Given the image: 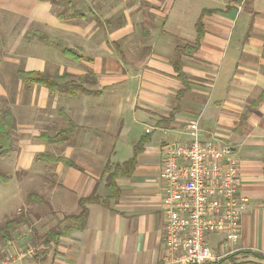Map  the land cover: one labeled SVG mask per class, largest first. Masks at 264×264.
<instances>
[{
  "label": "crops",
  "instance_id": "obj_1",
  "mask_svg": "<svg viewBox=\"0 0 264 264\" xmlns=\"http://www.w3.org/2000/svg\"><path fill=\"white\" fill-rule=\"evenodd\" d=\"M204 10L214 12L202 16L198 49L177 52L195 43ZM19 71L68 74L90 92H52ZM263 95L264 0H0V101L17 122L1 161L15 169L16 197L41 205L22 211L32 224L15 235L39 251L14 264H167L163 146L190 142L194 121L201 139L234 147L249 204L237 239L210 235L209 264H264ZM60 132L65 141L52 137ZM45 151L76 167L37 160Z\"/></svg>",
  "mask_w": 264,
  "mask_h": 264
},
{
  "label": "built area",
  "instance_id": "obj_2",
  "mask_svg": "<svg viewBox=\"0 0 264 264\" xmlns=\"http://www.w3.org/2000/svg\"><path fill=\"white\" fill-rule=\"evenodd\" d=\"M198 125L194 121L189 126L190 142L163 146L160 178L167 264L217 261L210 248V235L223 233L237 239L242 215L249 206L240 192L234 147L220 138L201 139ZM16 242L8 239L0 245V264L37 255V245L16 246ZM222 247L226 249V243Z\"/></svg>",
  "mask_w": 264,
  "mask_h": 264
},
{
  "label": "trees",
  "instance_id": "obj_3",
  "mask_svg": "<svg viewBox=\"0 0 264 264\" xmlns=\"http://www.w3.org/2000/svg\"><path fill=\"white\" fill-rule=\"evenodd\" d=\"M206 12H214V10H204L201 13L200 18L198 19V21L196 22V28H197V37H196V41L194 44L189 45H177V52H187V54H191L193 52H195L199 45H200V40L202 39L203 35H204V28H203V24H202V16L204 15V13ZM174 66H175V70L179 76V78L181 79V81L183 82L185 89L188 88L189 86V77L187 75V73L183 70V61L182 58L180 56H177L174 62ZM18 76L20 79H22L23 82L27 83V84H41L43 86L48 87L52 92L54 91H60V92H68L71 94H78L79 92H83L88 94L90 91L86 90L84 88V86L81 84L82 81H80L81 83H77L75 80H72L70 78V75L68 74H62V75H55V76H49L46 73H42V72H36V71H30V72H26V71H19ZM182 90L179 91V97L182 95ZM263 96H261V98H263ZM172 117V116H170ZM170 117L167 118V120L170 121ZM17 126V122H16V118L15 115L12 111V109L8 106H4L2 104V102L0 101V159H3L5 157H7V155L10 153V151L12 150V142H13V132L15 131ZM64 132H60L59 134L56 135H52V137L54 138H60L62 141H65L67 139V137H65ZM47 135H43L42 139H46ZM138 150H140V146L139 148L137 147L136 152H138ZM50 156L51 160H48L47 162L50 164H55L59 161H63L66 165L69 166H74L76 167V163L72 160H69L67 158L64 157H57L55 156L53 153L49 152V151H45L39 155H37L36 159L38 160H44L46 161V157ZM135 163V157L129 159L128 161L124 162L121 165V170L126 167H132L134 166ZM108 170V165L105 168V171ZM0 179L4 182H7L9 180V176L7 174H5L4 172L0 171ZM32 196V195H31ZM96 197L95 196H91L89 198H85L82 199V202H90L95 200ZM68 219H72L74 226H76V219L80 222L78 224V226H81L82 222L85 221L86 219V208L83 207L82 208V212L77 216V215H71L70 217H68ZM18 220L17 219H9L7 221V227H6V231L7 235H11V233L13 232V227L17 225ZM61 233H57V234H49L48 238H46V243H48L50 240H55L57 241L58 236H60ZM12 236V235H11ZM258 256L264 257V255H262V253H256Z\"/></svg>",
  "mask_w": 264,
  "mask_h": 264
},
{
  "label": "rangeland",
  "instance_id": "obj_4",
  "mask_svg": "<svg viewBox=\"0 0 264 264\" xmlns=\"http://www.w3.org/2000/svg\"><path fill=\"white\" fill-rule=\"evenodd\" d=\"M11 167V163H5L0 159V171L9 175V178H12L10 183H5L0 179V245H2L6 240L13 239L15 242V235L21 234L26 227H29L32 223H27L25 216L23 214V210L29 205L32 206V211L35 212L39 209L41 205L34 201L33 196H29L30 192L27 194H23L21 197H16L15 194V169H8ZM31 187L25 186L22 187L21 191L33 190ZM23 202L20 206L19 204ZM18 203V205H17ZM16 206H19L15 209ZM48 210V208L46 209ZM9 219H17V225L14 226L13 232L11 235H7L6 227L7 221ZM8 228V227H7ZM16 246H28V245H20L18 242L15 244ZM36 245V244H35Z\"/></svg>",
  "mask_w": 264,
  "mask_h": 264
}]
</instances>
